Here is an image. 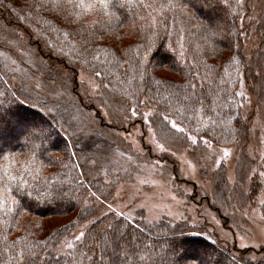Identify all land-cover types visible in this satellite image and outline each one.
I'll return each mask as SVG.
<instances>
[{"label": "trees", "instance_id": "1", "mask_svg": "<svg viewBox=\"0 0 264 264\" xmlns=\"http://www.w3.org/2000/svg\"><path fill=\"white\" fill-rule=\"evenodd\" d=\"M245 40L255 41L249 54ZM79 71L96 81L93 94ZM241 79L258 105L264 0H0V264H264L187 218L109 214L71 238L93 214L89 201L107 200L128 177L114 174L112 159L139 155L120 131L148 108L157 142L171 152L203 141L235 146L234 182L221 164L204 199L224 227L241 229L238 213L260 186ZM34 122L41 128L28 139L8 143Z\"/></svg>", "mask_w": 264, "mask_h": 264}, {"label": "rangeland", "instance_id": "2", "mask_svg": "<svg viewBox=\"0 0 264 264\" xmlns=\"http://www.w3.org/2000/svg\"><path fill=\"white\" fill-rule=\"evenodd\" d=\"M254 42L245 40L246 54L250 53ZM11 63L18 66L13 60ZM64 77L65 73L60 72V81ZM77 81L87 88L89 95L97 88L94 78L81 71L77 73ZM238 86L237 93L241 106L239 109L249 131L247 153L253 160L252 175L260 184L250 204L238 213L239 221L244 220L241 222V229L232 222H228L224 227L219 215L204 199V196L212 192L209 173L221 164L226 166L228 180L234 182L235 146H215L203 141V147L200 145L193 152L191 150L171 152L157 142L147 121L153 110L148 108L142 111L140 123L133 127L126 126L120 131V135L129 143L131 150L140 157L129 152H119L113 157L114 174L121 176L127 174L128 177L122 178L113 186L107 200L89 201L93 206V214L75 226L71 231V238L80 241L86 229L96 219L109 214L124 216L127 219L142 218L149 222H155L163 216L173 221L187 218L189 224L196 228L204 225L217 241L226 242L230 246L235 244L240 249L249 248L253 251L250 257L254 260L264 259L258 252L260 247H264V216L259 209L264 204V92L256 105V95L249 91V85L241 79ZM40 128L38 123H31L25 128L28 133L26 130L22 133L15 132L8 143L13 142L15 138H26L30 131L33 134ZM29 137L30 135L26 139ZM147 150L156 157L151 163L142 158L143 152ZM170 169L172 174L169 172ZM201 172H207V176H201ZM187 196H192L191 200ZM69 244L68 240L62 249L65 250Z\"/></svg>", "mask_w": 264, "mask_h": 264}, {"label": "snow or ice", "instance_id": "3", "mask_svg": "<svg viewBox=\"0 0 264 264\" xmlns=\"http://www.w3.org/2000/svg\"><path fill=\"white\" fill-rule=\"evenodd\" d=\"M165 119H167V117H165ZM173 127L175 128V127H176V125H175V124H173ZM193 143H195V141H193ZM225 155H227V153H225Z\"/></svg>", "mask_w": 264, "mask_h": 264}]
</instances>
